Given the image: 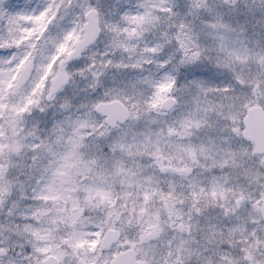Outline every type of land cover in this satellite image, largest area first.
<instances>
[{"label":"snow or ice","instance_id":"snow-or-ice-1","mask_svg":"<svg viewBox=\"0 0 264 264\" xmlns=\"http://www.w3.org/2000/svg\"><path fill=\"white\" fill-rule=\"evenodd\" d=\"M0 264H264V0H0Z\"/></svg>","mask_w":264,"mask_h":264}]
</instances>
